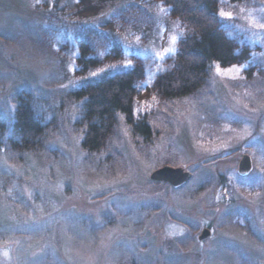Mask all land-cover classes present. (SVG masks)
<instances>
[{
	"label": "rangeland",
	"instance_id": "rangeland-1",
	"mask_svg": "<svg viewBox=\"0 0 264 264\" xmlns=\"http://www.w3.org/2000/svg\"><path fill=\"white\" fill-rule=\"evenodd\" d=\"M218 18L249 60L214 65L189 98L160 99L142 82L134 113L152 137L119 119L95 157L81 150L74 92L135 55L171 56L183 23L150 0H0V264H264V0H219ZM82 42L98 69L76 63ZM21 95L55 131L8 155ZM166 165L192 178L155 185Z\"/></svg>",
	"mask_w": 264,
	"mask_h": 264
},
{
	"label": "trees",
	"instance_id": "trees-1",
	"mask_svg": "<svg viewBox=\"0 0 264 264\" xmlns=\"http://www.w3.org/2000/svg\"><path fill=\"white\" fill-rule=\"evenodd\" d=\"M162 4L172 19L181 21L185 34L175 53L157 62L152 57H132L125 71L104 75L74 92L81 102L76 126L81 132V150L100 157L106 152L116 133L119 119H124L129 130L146 139L153 131L145 118H135L136 101L142 82L163 100L189 98L204 88L214 65L221 68L242 65L249 60L250 47L229 39L218 18L219 0H150ZM237 3L242 0H227ZM77 64L86 63L98 69L101 62L93 57L87 43H80ZM87 69L84 73H87ZM13 122L7 129L6 152L22 154L40 149L41 142L52 131L38 118L26 95L19 98ZM3 132L5 127H0ZM0 130V136H1ZM119 156V153L114 152ZM151 180V179H150ZM155 185H169L151 180ZM200 242L204 240H200Z\"/></svg>",
	"mask_w": 264,
	"mask_h": 264
},
{
	"label": "water",
	"instance_id": "water-1",
	"mask_svg": "<svg viewBox=\"0 0 264 264\" xmlns=\"http://www.w3.org/2000/svg\"><path fill=\"white\" fill-rule=\"evenodd\" d=\"M253 170V160L249 155H244L239 163L238 173L242 177L248 176ZM192 178V173L183 167L163 166L155 170L150 179L157 182L170 184L173 188H179ZM211 235V230L205 228L199 239L204 240Z\"/></svg>",
	"mask_w": 264,
	"mask_h": 264
}]
</instances>
